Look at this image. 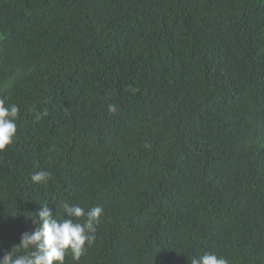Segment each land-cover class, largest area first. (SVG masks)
I'll return each instance as SVG.
<instances>
[{
  "label": "trees",
  "instance_id": "1",
  "mask_svg": "<svg viewBox=\"0 0 264 264\" xmlns=\"http://www.w3.org/2000/svg\"><path fill=\"white\" fill-rule=\"evenodd\" d=\"M0 98V257L67 201L64 264H264V0H0Z\"/></svg>",
  "mask_w": 264,
  "mask_h": 264
},
{
  "label": "clouds",
  "instance_id": "2",
  "mask_svg": "<svg viewBox=\"0 0 264 264\" xmlns=\"http://www.w3.org/2000/svg\"><path fill=\"white\" fill-rule=\"evenodd\" d=\"M108 108L110 112L117 110L115 104H109ZM19 113L18 105H6L5 99L0 98V151L14 142ZM49 179L50 174L45 170L35 171L31 175L34 184L46 183ZM60 208L68 218L57 219L47 204L41 206L33 217L34 230L22 233L20 242L13 245L10 251H4L0 264H64L68 254L78 261L84 254L86 243L90 245L94 240L96 225L104 209L95 206L85 211L83 207L67 201H60ZM73 217L84 219L83 222H74ZM191 264H228V260L205 252L191 259Z\"/></svg>",
  "mask_w": 264,
  "mask_h": 264
}]
</instances>
